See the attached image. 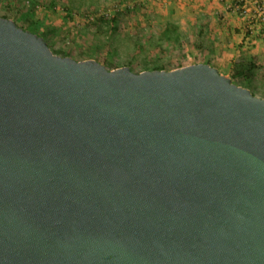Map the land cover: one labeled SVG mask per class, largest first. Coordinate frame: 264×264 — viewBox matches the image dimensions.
<instances>
[{"label":"water","instance_id":"1","mask_svg":"<svg viewBox=\"0 0 264 264\" xmlns=\"http://www.w3.org/2000/svg\"><path fill=\"white\" fill-rule=\"evenodd\" d=\"M0 264H264V98L0 17Z\"/></svg>","mask_w":264,"mask_h":264},{"label":"rangeland","instance_id":"2","mask_svg":"<svg viewBox=\"0 0 264 264\" xmlns=\"http://www.w3.org/2000/svg\"><path fill=\"white\" fill-rule=\"evenodd\" d=\"M164 2L0 0V17L43 37L56 55L95 60L109 70L128 67L139 73L202 63L216 67L217 41L212 34L208 37L197 15L191 18L188 13L183 21L187 12L173 11ZM237 82L264 98L262 81Z\"/></svg>","mask_w":264,"mask_h":264},{"label":"crops","instance_id":"3","mask_svg":"<svg viewBox=\"0 0 264 264\" xmlns=\"http://www.w3.org/2000/svg\"><path fill=\"white\" fill-rule=\"evenodd\" d=\"M234 2L235 0H165L164 5H168L173 11L187 12L181 18L183 21L187 20L188 13L191 18L197 15L199 22L206 28L208 37L212 34L213 40L217 41L215 44L219 47L220 54L216 67L220 73L231 77L236 68L252 65L255 68L251 84L261 81L264 84V25L254 16V5L250 0L244 1L247 12L242 15L232 9ZM187 4L190 6L185 8L184 5ZM193 8L196 12L192 11ZM237 80L245 82L242 76Z\"/></svg>","mask_w":264,"mask_h":264},{"label":"built area","instance_id":"4","mask_svg":"<svg viewBox=\"0 0 264 264\" xmlns=\"http://www.w3.org/2000/svg\"><path fill=\"white\" fill-rule=\"evenodd\" d=\"M157 2H161L162 0H156ZM245 0H235L232 5V9L238 14H246L247 10L244 8ZM254 5V16L258 19L260 23L264 25V0H250Z\"/></svg>","mask_w":264,"mask_h":264},{"label":"trees","instance_id":"5","mask_svg":"<svg viewBox=\"0 0 264 264\" xmlns=\"http://www.w3.org/2000/svg\"><path fill=\"white\" fill-rule=\"evenodd\" d=\"M18 25V24H17ZM19 26V25H18ZM23 28V27H22ZM26 30V28H23ZM211 65V64H210ZM255 67H253L252 65L249 66H241L235 69V74L231 75V78L233 80L234 83H238L237 78L239 77H243L245 82H250L253 80V75H252V71L254 70ZM156 70H161L160 68H154ZM239 85V84H238Z\"/></svg>","mask_w":264,"mask_h":264}]
</instances>
